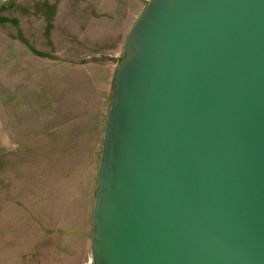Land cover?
I'll return each instance as SVG.
<instances>
[{
	"label": "water",
	"instance_id": "water-1",
	"mask_svg": "<svg viewBox=\"0 0 264 264\" xmlns=\"http://www.w3.org/2000/svg\"><path fill=\"white\" fill-rule=\"evenodd\" d=\"M93 264H264V0H149L117 68Z\"/></svg>",
	"mask_w": 264,
	"mask_h": 264
},
{
	"label": "rangeland",
	"instance_id": "rangeland-1",
	"mask_svg": "<svg viewBox=\"0 0 264 264\" xmlns=\"http://www.w3.org/2000/svg\"><path fill=\"white\" fill-rule=\"evenodd\" d=\"M46 2L0 0V264H93L98 168L129 33L89 37L73 7L51 26ZM42 15L51 35L38 42L27 22Z\"/></svg>",
	"mask_w": 264,
	"mask_h": 264
},
{
	"label": "crops",
	"instance_id": "crops-1",
	"mask_svg": "<svg viewBox=\"0 0 264 264\" xmlns=\"http://www.w3.org/2000/svg\"><path fill=\"white\" fill-rule=\"evenodd\" d=\"M46 1L48 2L39 6L43 8H49L53 13H55L48 15L50 19L47 21V24L51 26L55 25V17L60 9L61 11H68L70 7L71 9L73 7L74 10L71 11V13L69 12L70 17H74V20H76V23H78L76 26H80V28H78L80 32L85 30L86 34L92 38L94 37L93 34L96 33L101 34L100 37H103L109 32L115 31L120 32L121 34H124L125 32L130 33L138 16L149 2V0H60L59 4L57 5L56 3L54 4V2H51L53 0ZM9 3L11 4V2ZM69 13L67 15H69ZM38 16L40 15L36 14L37 18ZM43 16L44 15H42V17ZM125 17L130 20L128 22L127 28L124 24ZM69 21H73V18L69 19ZM60 22L62 23V20H60ZM63 22H65V18H63ZM74 22L75 21H73V24ZM27 23L36 25L35 31L37 34L35 33L34 41L39 42L44 40L45 35L41 34V31L45 30L48 32V38L51 35V29H44V26H46L44 24V17L43 20H35Z\"/></svg>",
	"mask_w": 264,
	"mask_h": 264
}]
</instances>
